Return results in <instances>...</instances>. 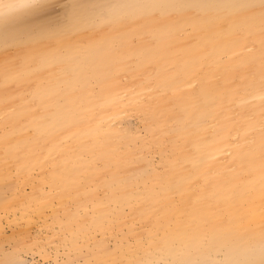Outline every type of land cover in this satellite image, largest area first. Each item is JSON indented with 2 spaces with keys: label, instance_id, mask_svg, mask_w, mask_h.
<instances>
[{
  "label": "bare ground",
  "instance_id": "obj_1",
  "mask_svg": "<svg viewBox=\"0 0 264 264\" xmlns=\"http://www.w3.org/2000/svg\"><path fill=\"white\" fill-rule=\"evenodd\" d=\"M230 13L148 23L132 33L134 47L124 45L117 55L90 51L76 75L52 74L42 84L33 77L31 86L17 82L15 93L5 60L16 50L6 49L0 35V185L18 164L30 187L26 203L0 195V210L18 211L29 222L30 214L42 218L55 198L67 205L60 224L71 227L77 212L92 205L86 225L71 231L70 245L77 249L79 240L100 234L94 243L105 264H259L261 24L258 10L237 19L242 34L253 33L249 52L216 26L217 16ZM132 112L144 115L142 137L123 123ZM152 151L156 164L148 158ZM125 209L139 223L122 231ZM113 223L121 236L108 251L103 236ZM34 247L45 254L41 244Z\"/></svg>",
  "mask_w": 264,
  "mask_h": 264
},
{
  "label": "snow or ice",
  "instance_id": "obj_2",
  "mask_svg": "<svg viewBox=\"0 0 264 264\" xmlns=\"http://www.w3.org/2000/svg\"><path fill=\"white\" fill-rule=\"evenodd\" d=\"M230 9L227 16H217L216 26L226 31L234 43L243 44L249 52L253 51V33L242 34L243 25L238 18L260 19V59L264 70V0H250L248 3H199V2H138V3H91L76 0L71 5V13H59L54 0H0V35L6 49L14 48L15 55L5 60L6 76L31 86L42 84L52 74L65 77L76 75L77 69L87 59L86 53L95 51L100 55H117L121 47L135 46L132 33L148 23L167 20L174 24L176 16H192L201 13H215ZM144 22V23H142ZM225 24L227 28L225 29ZM119 41V43H117ZM249 43L253 47H249ZM38 49V51H37ZM246 67L241 65V68ZM260 98L264 101V71L260 79ZM264 133V128H262ZM262 154H264V135H262ZM87 217L82 216L77 224L86 225ZM261 239L264 241V208L261 210ZM259 264H264V247L261 248ZM0 264H22L16 260H3ZM59 264V262H57ZM69 264V262H66ZM70 264H80L72 261ZM84 264H103L93 261ZM188 264V262H178Z\"/></svg>",
  "mask_w": 264,
  "mask_h": 264
},
{
  "label": "rangeland",
  "instance_id": "obj_3",
  "mask_svg": "<svg viewBox=\"0 0 264 264\" xmlns=\"http://www.w3.org/2000/svg\"><path fill=\"white\" fill-rule=\"evenodd\" d=\"M145 1L146 0H79V2L85 4H119ZM54 2L57 5L59 13L63 16L65 13H71V5L76 2V0H54ZM223 60L224 56H221L220 62ZM16 83L17 81L12 79L9 80L7 84L9 85L8 89L12 93L17 91ZM143 117L144 115L142 112L127 113L124 116L123 123L128 127L130 133L142 137L146 133ZM148 158L154 164L159 160L158 154L155 151L149 152ZM17 165L18 164H11V168L8 171L10 176L2 183L3 185H0V195L8 202L22 200L23 203H26L25 196L29 195L30 187L25 184L26 181L23 175L18 172ZM51 201V208L45 207L42 218L30 214L29 222L22 220L18 211L15 213H8L0 210V261L16 260L22 262V264H57V262H59V264H66V262H69L70 264L72 261H78L80 264H84V262L98 261L105 264L104 261L100 259L103 255V251L98 249L94 243V238L96 237V239H98L100 234H91V238L88 241L85 239L83 241H81L82 239L79 240V247L77 249H72L70 245L71 231L75 230L78 225H76L75 221L71 227H64L61 225L60 222L65 220L67 205L57 202L55 198H52ZM91 207L92 205L85 204V206L77 212V218L90 214ZM123 214L124 221L122 223V231H125V227H128L131 224L130 222L138 225V220H129L130 216L127 209H125ZM42 219L46 220L47 226L42 223ZM125 220H127L126 222L128 223H126ZM20 227H22V229H20ZM119 230L120 227L116 223H113L108 233L104 234L103 242L108 251H113L119 242L121 236ZM128 242L132 243V239L128 238ZM37 243L41 244L45 254L35 249L34 246ZM142 255L143 253H140L139 256ZM218 258H220V255ZM144 262H146L145 264H163L162 261Z\"/></svg>",
  "mask_w": 264,
  "mask_h": 264
}]
</instances>
